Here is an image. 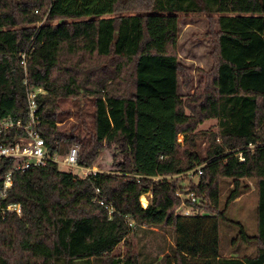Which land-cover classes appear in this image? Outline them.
Returning a JSON list of instances; mask_svg holds the SVG:
<instances>
[{"label":"trees","instance_id":"16d2710c","mask_svg":"<svg viewBox=\"0 0 264 264\" xmlns=\"http://www.w3.org/2000/svg\"><path fill=\"white\" fill-rule=\"evenodd\" d=\"M181 13H205L214 42L215 67L186 98ZM25 80L45 89L49 154L78 143L79 163L93 166L113 147V171L79 177L53 160L16 170L6 202L22 215L0 214V264H264V0H0V121L26 120ZM211 118L216 127L198 129ZM15 162L0 161V184ZM251 189L257 234L239 223L234 244L255 251L225 256L222 222ZM155 227L163 244L136 245Z\"/></svg>","mask_w":264,"mask_h":264},{"label":"rangeland","instance_id":"374dc122","mask_svg":"<svg viewBox=\"0 0 264 264\" xmlns=\"http://www.w3.org/2000/svg\"><path fill=\"white\" fill-rule=\"evenodd\" d=\"M210 29V21L205 13L180 14L178 55L182 65L186 66L191 73L193 83L189 90L181 85L180 91L184 95V98L187 96L191 97L197 91L200 82L205 81V79L209 77V72L215 67V60L212 54L214 42L210 34ZM70 119H73V117ZM216 124L217 119H206L199 125L198 129H210L211 127H216ZM179 141L182 143L184 142L183 134L179 135ZM113 151V147H106L93 166L108 173L112 172L110 161ZM195 179L196 178H194V180ZM188 181L189 180H187L186 184ZM144 197L149 202V196L144 195ZM257 198L256 191L251 189L230 204L228 208V217L232 222H222L221 230V250L225 256L255 251L254 245H249L244 241H237L236 244H234V239L238 237L241 229L239 223L245 227L248 234H257ZM141 203L143 205L142 198ZM187 209H190L191 213L194 212V209L188 205L180 207L178 212L185 214ZM154 230L155 233L143 235L142 239H139V235H136V245L140 246L141 242L146 241H148V243L150 242L153 247H156L157 244H163L166 235L157 227H155ZM157 249H159V247H157ZM125 250L124 242H121L116 248V251L121 253H124Z\"/></svg>","mask_w":264,"mask_h":264},{"label":"built area","instance_id":"2783aa9c","mask_svg":"<svg viewBox=\"0 0 264 264\" xmlns=\"http://www.w3.org/2000/svg\"><path fill=\"white\" fill-rule=\"evenodd\" d=\"M29 56L30 52L25 51L22 53L21 62L25 68ZM25 83L27 85L28 103V116L26 120L13 119L9 116L0 121V161L6 158H15L16 160L14 168L4 176L0 184V214L3 216L9 212H15L19 216L22 215L21 203L6 202L9 191L13 187V173L16 170L27 171L37 166H45L50 160H53L59 163L62 170L72 172L79 177H87L91 174L96 175L97 173L105 172L96 166H86L79 163L81 146L78 143L72 144L68 153L65 155H60L58 153L54 155L49 154L48 146L40 133L41 116L38 111L39 105L37 100L39 94L45 93V89L41 86L31 87L27 80H25ZM18 129L23 130L25 135L13 142H6L5 137ZM254 146L255 145L252 144L249 145V147L252 148ZM240 158L241 160H245L242 153L240 154ZM197 169L199 173L202 172L201 166H199L187 171L186 174L190 178H194L197 175ZM97 190L99 191V189ZM144 195L146 196V194ZM186 196L191 199L192 202L197 200L193 191L190 193L188 192ZM101 203H103V200H101ZM106 207L109 209L110 214L115 210L113 205H106ZM185 214H191V210L187 209ZM128 220L130 225L135 224L133 220Z\"/></svg>","mask_w":264,"mask_h":264},{"label":"bare ground","instance_id":"6f19581e","mask_svg":"<svg viewBox=\"0 0 264 264\" xmlns=\"http://www.w3.org/2000/svg\"><path fill=\"white\" fill-rule=\"evenodd\" d=\"M142 202L144 206L148 205V200L144 197V195L142 196Z\"/></svg>","mask_w":264,"mask_h":264}]
</instances>
